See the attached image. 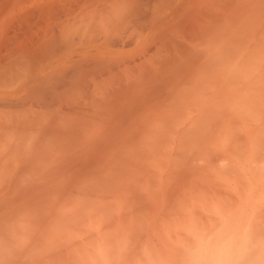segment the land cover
<instances>
[{
  "label": "rangeland",
  "instance_id": "1",
  "mask_svg": "<svg viewBox=\"0 0 264 264\" xmlns=\"http://www.w3.org/2000/svg\"><path fill=\"white\" fill-rule=\"evenodd\" d=\"M44 1L8 0L4 7L7 10L0 14L17 22L18 27L29 24L36 31ZM67 1L53 0V4L64 5ZM231 5H235V10L226 12L220 26L224 31L218 43L212 44L210 35L206 37L201 31L209 29L210 22L215 21L214 16L225 13ZM169 6L170 0L152 4L147 9L148 23L164 14ZM191 10L193 17L183 14L173 22V44L181 48V53L177 54L174 84L165 88L159 102L165 105L160 108L161 116L171 109L175 113L171 121L161 124V128L159 125L154 138L140 145L141 134L149 130L127 122V144L122 141L110 144L100 132L84 128L81 120L74 119L56 133L38 138L39 153L33 156L36 165L46 166L54 155H67L63 171L80 175L102 163L111 150L115 161L131 164L137 173H143L142 182L147 181L153 188L160 189L155 203L150 206L157 220L152 239L158 244L160 259H178V253L194 252L189 239L203 229L217 241L206 261L216 262L222 258L225 264L251 261L264 264V157L261 156L264 138L247 134L248 121L244 116L248 98L264 92V0H195ZM204 12L205 16L201 17ZM134 14L135 10L128 6L127 38L138 32V27L128 26ZM170 46L167 39L157 41L147 54L148 63L164 56ZM195 58L208 60L185 67ZM130 64L132 72L126 70L129 71L126 86L130 85L127 104L133 103L145 87V82L132 68V62ZM69 94V98L79 96L74 92ZM69 98L67 102L75 100ZM14 112L0 111V119L1 114L6 116L5 113ZM65 113L54 107L45 115L54 120ZM237 129L241 132H236ZM234 132L241 143H234L227 153L218 152L221 140ZM6 141L7 138L0 137V168L4 167L0 169V181H3L0 187V261L5 258L7 244L10 264H35L37 257L31 245L22 244V239L30 234L25 213L36 201L48 199L54 193L48 184L32 185L27 189L21 186V181L29 174L41 172L32 171L33 166L24 170L30 161L22 157L24 145L13 155L7 153ZM138 146L145 151L136 152ZM6 157L12 158L15 165V159L22 160L18 168L24 165L23 168H17L15 173L5 168ZM221 160L228 161L227 167H219ZM173 217L191 220L190 230L173 223ZM189 258L202 260V254L189 255Z\"/></svg>",
  "mask_w": 264,
  "mask_h": 264
},
{
  "label": "bare ground",
  "instance_id": "2",
  "mask_svg": "<svg viewBox=\"0 0 264 264\" xmlns=\"http://www.w3.org/2000/svg\"><path fill=\"white\" fill-rule=\"evenodd\" d=\"M159 1L68 0L67 4L55 6L53 0H45L43 8H40L42 17L36 31L29 24L18 27L17 22L0 14V111H15L5 113L6 116L1 114L0 137L8 139L7 153L14 155L24 145L22 157L26 162L30 161L23 165L24 168H19L26 170L33 166L32 171L44 172L46 166L36 165L33 156V153H39L37 139L56 133L62 125L70 124V120H81L84 128L100 132L110 144L115 141L127 144V122L142 126L149 130L141 134L142 145L145 140L155 137L159 125L161 128V124L173 119L175 111L172 109L166 111V115H160V108L165 105L159 102L165 88L169 89L174 84L177 54L181 53V48L173 44V22L183 14L187 18L193 17L191 7L195 0H170L169 9L148 23L147 9ZM7 4L8 0H0V12L7 10L4 8ZM128 6L135 10L128 26L138 27V32L127 38ZM233 10L235 5L225 13L216 14L214 23L211 21L208 25L209 29L201 31L206 37L210 35L212 44L218 43L221 31H224L220 26L226 12ZM60 16L64 18L62 21ZM160 39H167L171 46L164 56L148 63L147 54ZM126 48L132 49L126 51ZM207 60L195 58L185 67ZM130 62L145 82V87L133 103L127 104L130 85L126 86V74L131 70ZM72 92L79 96L73 94L75 97L69 98L67 95ZM66 98L75 100L68 99L67 102ZM132 105L134 108L130 112ZM54 107L66 113L61 118L50 120L45 114ZM140 147H136L139 148L136 152L145 151ZM112 154L110 150L108 155ZM9 157L5 158V168L15 173L22 160L15 159V165ZM0 169L4 170V167ZM189 240L192 245L195 237L191 236ZM199 253L202 254V262L210 255V251ZM215 264L225 262L220 258Z\"/></svg>",
  "mask_w": 264,
  "mask_h": 264
},
{
  "label": "clouds",
  "instance_id": "3",
  "mask_svg": "<svg viewBox=\"0 0 264 264\" xmlns=\"http://www.w3.org/2000/svg\"><path fill=\"white\" fill-rule=\"evenodd\" d=\"M244 116L247 134L264 138V92L248 98ZM236 132L221 140L218 152L227 153L234 143H241ZM66 159L67 155H54L43 173L29 174L21 181L26 189L48 184L54 193L36 201L25 213L30 234L22 244L31 245L35 264H215L211 259L189 258L201 250L211 251L217 243L203 229L191 245L194 252L178 253V259H160L158 244L152 239L157 220L150 210L160 189L142 182L144 174L131 164L109 156L94 168L73 175L63 171ZM227 163L221 160L219 167L223 169ZM172 222L186 231L192 223L179 217ZM9 255L5 244L0 264H10Z\"/></svg>",
  "mask_w": 264,
  "mask_h": 264
}]
</instances>
